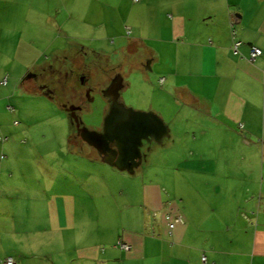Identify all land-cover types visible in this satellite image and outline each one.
I'll return each instance as SVG.
<instances>
[{
    "label": "crops",
    "instance_id": "crops-1",
    "mask_svg": "<svg viewBox=\"0 0 264 264\" xmlns=\"http://www.w3.org/2000/svg\"><path fill=\"white\" fill-rule=\"evenodd\" d=\"M22 4L32 3L0 0V264L8 256L22 264L16 252L3 253L6 242H16L10 229L36 223L38 215L51 231L75 230L87 219L77 190L82 187L79 160H45L44 166L58 169L40 181L28 171L38 161L19 159L18 143L8 142L17 122V86L26 77L11 70L22 47L32 49L29 42H20L14 23ZM160 6L167 44L149 55L159 90L167 94L158 110L167 133L158 144L178 148L177 141L188 132L196 142V131L208 138L187 146L194 149L182 155L165 148L129 189L104 188L106 203L118 197L108 216L117 222L94 230L95 241L76 244L75 264H264V0H160ZM251 45L262 51L255 59H250ZM33 61L26 62L28 70ZM178 117H189L184 120L189 130L177 129ZM214 132L221 138L217 145ZM240 146L251 152L249 159L232 156ZM95 158L115 166L103 156ZM71 165L72 175L65 169ZM165 214L181 221L170 230ZM49 237L46 244L53 241ZM61 241L70 242L66 234Z\"/></svg>",
    "mask_w": 264,
    "mask_h": 264
},
{
    "label": "rangeland",
    "instance_id": "rangeland-1",
    "mask_svg": "<svg viewBox=\"0 0 264 264\" xmlns=\"http://www.w3.org/2000/svg\"><path fill=\"white\" fill-rule=\"evenodd\" d=\"M30 2L32 4H22L23 11L18 13L14 22L21 37L20 42L32 44L31 50H24L25 47H22V53L16 58L11 70L17 76H26L20 78L17 86L19 100L15 105V134L1 135H8V142L16 140L19 159L32 158L38 161L37 166H30L28 171L36 173L40 181L43 175L54 170L57 172L58 169L57 166H53V170L44 166L45 160L64 157L71 164L79 160L82 168L78 171V180L82 187L77 190L83 196L80 202H83L81 209L84 212H80L87 219L80 225L77 223L75 230L65 228L51 231L38 215L36 223L10 229V235L16 236V242H6L3 253L16 252L15 257L22 264H50V261L51 264H75L76 244L95 241L97 238L94 230L97 231V228H102V225H108L109 222H117V219L108 216L111 206H117L118 197L113 202L106 203L109 197H101L104 188L116 191L121 187L129 189L132 181L141 174H146L147 162H155L165 148L182 155L189 149H194L187 146H197L202 139L206 140L208 137H199L196 131L195 142L188 132L181 141H177L178 148H173V145L161 146L156 141H144L141 147L143 161L133 170L109 167L96 159L95 157L102 158V155L81 138L79 129H103L104 119L113 100L110 86L115 79H121V86L117 90L118 101L137 111H153L158 114L160 110L159 104L162 105L161 99L166 90H159L161 87L158 85L157 69L149 67L150 52L156 53L167 44L165 29H162L166 20L160 11V0ZM42 12L46 14L39 17ZM164 13L167 15L171 12ZM48 15L51 20L45 21ZM31 59L34 60L33 68L28 70L26 62ZM30 73L35 76H30ZM82 77L86 78L85 84H82ZM47 88L51 91L44 93ZM64 105H77L80 109L75 110L72 115L64 109ZM174 107L173 104L169 105V109ZM188 119L189 117L176 118L177 129H185L187 126L185 127L184 120ZM185 130H189V126ZM216 133L212 134L215 145L221 139H216ZM211 152L213 153L212 150ZM3 153L5 157H9L5 150ZM235 154L232 156L249 159L251 152L247 147L240 146ZM101 166H108L111 170L107 171ZM70 167L71 170L65 169L72 175L73 165ZM256 168L259 169V164ZM101 174L105 175L108 186L104 185ZM97 218L101 223L94 222ZM65 234L70 240L69 244L61 241ZM48 237L54 238L51 243L46 244ZM27 242L33 244L32 248L26 247Z\"/></svg>",
    "mask_w": 264,
    "mask_h": 264
},
{
    "label": "water",
    "instance_id": "water-1",
    "mask_svg": "<svg viewBox=\"0 0 264 264\" xmlns=\"http://www.w3.org/2000/svg\"><path fill=\"white\" fill-rule=\"evenodd\" d=\"M82 83H85L82 78ZM121 79L110 86L112 102L101 131L80 128L81 138L94 147L109 164L133 170L143 157L144 141L161 142L167 133V125L153 111H137L118 101L117 90ZM77 106H66L74 111Z\"/></svg>",
    "mask_w": 264,
    "mask_h": 264
},
{
    "label": "built area",
    "instance_id": "built-area-1",
    "mask_svg": "<svg viewBox=\"0 0 264 264\" xmlns=\"http://www.w3.org/2000/svg\"><path fill=\"white\" fill-rule=\"evenodd\" d=\"M239 43H240V41L235 42V44H234L235 49L237 48ZM261 53H262V51L258 46L251 45V47H250V59H255ZM162 80H163V78L160 79V81H162ZM4 81H5V79H4ZM239 127L243 128V124H239ZM165 218H166V221H167V224H168V227L170 230L175 226V224L177 222L181 221L180 217L177 216L176 218H173L170 216V214H165ZM120 246L122 248H125V249L130 248V246L128 244L123 243V242L120 243ZM202 259H204V257H202ZM2 264H16V261L12 256H8L5 259H3Z\"/></svg>",
    "mask_w": 264,
    "mask_h": 264
},
{
    "label": "flooded vegetation",
    "instance_id": "flooded-vegetation-1",
    "mask_svg": "<svg viewBox=\"0 0 264 264\" xmlns=\"http://www.w3.org/2000/svg\"><path fill=\"white\" fill-rule=\"evenodd\" d=\"M83 78V81L84 82H86V78L85 77H82ZM118 82V80L117 79H115L114 80V83H117ZM82 84H85V83H82ZM75 106H77V105H75ZM77 107H79L78 109H80V106H77ZM64 109H66V106L64 105ZM77 110V109H76ZM67 111H69L72 115H73V113L75 112V110L74 111H71V110H67ZM76 119V118H75ZM80 130V129H79ZM79 135H80V132H79Z\"/></svg>",
    "mask_w": 264,
    "mask_h": 264
},
{
    "label": "trees",
    "instance_id": "trees-1",
    "mask_svg": "<svg viewBox=\"0 0 264 264\" xmlns=\"http://www.w3.org/2000/svg\"><path fill=\"white\" fill-rule=\"evenodd\" d=\"M48 91H51V90L47 88V89H45L43 92H44V93H47Z\"/></svg>",
    "mask_w": 264,
    "mask_h": 264
}]
</instances>
